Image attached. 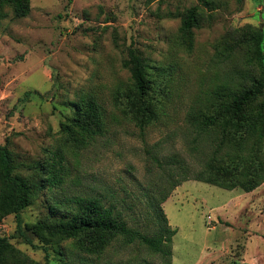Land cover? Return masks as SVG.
<instances>
[{
  "label": "rangeland",
  "instance_id": "rangeland-1",
  "mask_svg": "<svg viewBox=\"0 0 264 264\" xmlns=\"http://www.w3.org/2000/svg\"><path fill=\"white\" fill-rule=\"evenodd\" d=\"M192 5L198 6L202 24L187 49L178 35L179 16L169 14ZM29 7L25 16H16L5 6L0 17V144L23 164L24 175L32 173V162L51 161L57 153L62 157L56 166L61 164L64 174L21 210V222L52 216L50 210L61 216L67 198L84 195L129 211V223L133 216L142 223L141 212L149 210L146 193L161 173L153 155L162 164L171 156L184 158L193 168L207 156L208 142L194 140L188 114L203 107L224 78L226 64L216 53L221 37L246 25L264 35V0H30ZM129 48L140 53L153 77L167 80L170 90L165 113L143 131L115 97L130 85L122 66ZM81 91L93 93L106 108L107 124L102 135L77 148L61 126ZM161 207L176 230L169 257L117 238L93 263L264 264V181L244 191L187 179ZM24 231L33 244L18 235L15 214L0 219V235L31 260L83 264L72 239L59 241L60 255L52 247L46 255L32 232Z\"/></svg>",
  "mask_w": 264,
  "mask_h": 264
},
{
  "label": "trees",
  "instance_id": "trees-1",
  "mask_svg": "<svg viewBox=\"0 0 264 264\" xmlns=\"http://www.w3.org/2000/svg\"><path fill=\"white\" fill-rule=\"evenodd\" d=\"M241 2L236 0L238 4ZM5 6L11 7L16 16H25L30 10V0H0V17L4 15ZM169 15L179 16L180 42L191 49L194 29L202 24L198 6L192 5ZM263 40L262 30L251 25L221 37L216 53L226 64L224 78L209 91L204 106L188 114V121L196 134L194 140L207 141L210 150L200 161L199 168H193L184 158L176 156L162 164L153 155L161 173L151 193H146L149 210H141L144 215L142 223L135 216L129 223L125 217L131 214L129 211L123 213L116 205L107 204L97 196L75 195L67 198L69 203L66 200L65 214L57 216L50 210L52 216L23 224L19 217L21 210L44 188L62 181V166L60 163L56 166L62 154H54L51 161L32 162L29 165L32 173L24 175L19 171L23 164L15 160L7 144H0V219L15 214L18 235L33 244L24 231L25 227L29 229L46 255L51 247L60 255L59 241L72 239L74 249L82 253L80 262L83 264H96L92 258L98 259L117 238L124 243L144 244L169 257L172 235L176 230L167 223L161 203L175 186L187 179H196L225 189L251 191L264 181ZM143 59L135 48H129L122 66L130 73V85L118 89L115 96L121 110L141 131L165 113L164 101L170 94L167 80L153 77L148 70L150 66ZM155 67L163 72L161 67ZM71 106V114L62 123L61 130L66 141L82 148L106 131V108L93 93L86 91H81ZM58 208L55 206L54 210ZM141 225L152 233L141 230ZM48 261L31 260L7 237L0 235V264H50Z\"/></svg>",
  "mask_w": 264,
  "mask_h": 264
}]
</instances>
